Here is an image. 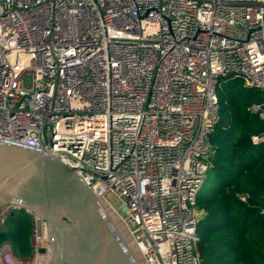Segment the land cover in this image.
Returning a JSON list of instances; mask_svg holds the SVG:
<instances>
[{
    "label": "built area",
    "instance_id": "1",
    "mask_svg": "<svg viewBox=\"0 0 264 264\" xmlns=\"http://www.w3.org/2000/svg\"><path fill=\"white\" fill-rule=\"evenodd\" d=\"M226 77L262 91L248 110L264 120V0H0V139L60 155L147 264H203L196 201ZM42 226L30 257L0 242L3 263L53 264Z\"/></svg>",
    "mask_w": 264,
    "mask_h": 264
},
{
    "label": "trees",
    "instance_id": "2",
    "mask_svg": "<svg viewBox=\"0 0 264 264\" xmlns=\"http://www.w3.org/2000/svg\"><path fill=\"white\" fill-rule=\"evenodd\" d=\"M221 119L211 132L207 157L211 186L198 195L199 250L203 264H264V120L248 110L262 91L241 77H226L218 87ZM247 197L246 201L240 195ZM0 242H11L20 257L32 255L33 216L25 209L7 212Z\"/></svg>",
    "mask_w": 264,
    "mask_h": 264
},
{
    "label": "water",
    "instance_id": "3",
    "mask_svg": "<svg viewBox=\"0 0 264 264\" xmlns=\"http://www.w3.org/2000/svg\"><path fill=\"white\" fill-rule=\"evenodd\" d=\"M60 157L0 139V209H25L38 234L45 225L53 264H147L116 211Z\"/></svg>",
    "mask_w": 264,
    "mask_h": 264
},
{
    "label": "rangeland",
    "instance_id": "4",
    "mask_svg": "<svg viewBox=\"0 0 264 264\" xmlns=\"http://www.w3.org/2000/svg\"><path fill=\"white\" fill-rule=\"evenodd\" d=\"M26 80L29 82V81H30V77L27 76V77H26ZM211 182H212L211 177H209L208 174L206 173L205 176H204V181H203V183H202V185H201V187H200V190H199L198 195H202V194H204V193L209 189V187L211 186ZM108 198L111 200V202H112L115 206H117V208H118L123 214H125V212L123 211V208H122L121 202L119 201V199H118L117 197H115L114 195L110 194V195H108ZM2 209H4V214L0 217V232L6 230L7 227H6V224H5V222H4V220H6L5 214H7V212H8L9 210H11V209H9V206H5V207L2 208ZM262 210H264V207H261V212H262ZM1 211H2V210L0 209V212H1ZM0 214H1V213H0ZM199 215H200V217H201V212H200V211H199ZM4 218H5V219H4ZM3 219H4V220H3ZM33 235H34V232H33L32 236H31V238H30L31 248H32ZM28 257H29V256H28Z\"/></svg>",
    "mask_w": 264,
    "mask_h": 264
},
{
    "label": "bare ground",
    "instance_id": "5",
    "mask_svg": "<svg viewBox=\"0 0 264 264\" xmlns=\"http://www.w3.org/2000/svg\"><path fill=\"white\" fill-rule=\"evenodd\" d=\"M101 206L104 208V210H106L107 208L110 207L108 204H106V203L104 202V200L101 202ZM119 219H121V218L118 217V218H117V221H118ZM42 229H43V226H42ZM42 232H43V231H42ZM43 233H44V234L47 233V232L45 231V229H44V232H43ZM130 242H131V241H130ZM133 242H134V241H133ZM131 243H132V242H131ZM138 246H139L140 250L137 251V253H140V252H141V247H140L139 244H138ZM52 258H53V255H52Z\"/></svg>",
    "mask_w": 264,
    "mask_h": 264
},
{
    "label": "flooded vegetation",
    "instance_id": "6",
    "mask_svg": "<svg viewBox=\"0 0 264 264\" xmlns=\"http://www.w3.org/2000/svg\"><path fill=\"white\" fill-rule=\"evenodd\" d=\"M2 211L0 212L1 214H0V217L4 214V209H1ZM6 215L7 214H5V217H6ZM0 234H1V232H0Z\"/></svg>",
    "mask_w": 264,
    "mask_h": 264
}]
</instances>
